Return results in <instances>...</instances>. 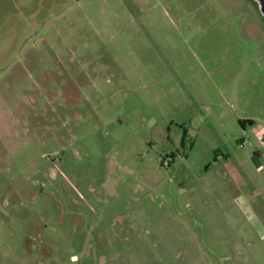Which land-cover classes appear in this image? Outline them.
<instances>
[{"label":"rangeland","instance_id":"obj_1","mask_svg":"<svg viewBox=\"0 0 264 264\" xmlns=\"http://www.w3.org/2000/svg\"><path fill=\"white\" fill-rule=\"evenodd\" d=\"M0 264H264L255 0H0Z\"/></svg>","mask_w":264,"mask_h":264},{"label":"water","instance_id":"obj_2","mask_svg":"<svg viewBox=\"0 0 264 264\" xmlns=\"http://www.w3.org/2000/svg\"><path fill=\"white\" fill-rule=\"evenodd\" d=\"M255 1L258 3L261 12H262L263 15H264V0H255Z\"/></svg>","mask_w":264,"mask_h":264},{"label":"trees","instance_id":"obj_3","mask_svg":"<svg viewBox=\"0 0 264 264\" xmlns=\"http://www.w3.org/2000/svg\"><path fill=\"white\" fill-rule=\"evenodd\" d=\"M248 122H249L250 124H253V121H251V120H250V121H248Z\"/></svg>","mask_w":264,"mask_h":264},{"label":"flooded vegetation","instance_id":"obj_4","mask_svg":"<svg viewBox=\"0 0 264 264\" xmlns=\"http://www.w3.org/2000/svg\"><path fill=\"white\" fill-rule=\"evenodd\" d=\"M166 162H168V160H165Z\"/></svg>","mask_w":264,"mask_h":264}]
</instances>
